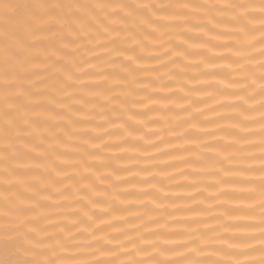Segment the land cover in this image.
<instances>
[{
	"label": "snow or ice",
	"instance_id": "obj_1",
	"mask_svg": "<svg viewBox=\"0 0 264 264\" xmlns=\"http://www.w3.org/2000/svg\"><path fill=\"white\" fill-rule=\"evenodd\" d=\"M190 7L199 9L208 6H192L188 3H113L107 0H92L89 3L80 0H0V134L3 137L0 161L3 162V172L16 181L14 183L13 180H5V187L0 192V198L3 200L0 205V264H264V0L212 6L218 7L221 13L232 11L229 22L235 25L233 39L238 47L235 51L229 48L231 55L228 57L214 55V45L207 42L194 43L192 38L186 35L195 31L207 37L212 29L221 23L216 17H209L206 21H197L190 25L192 15L183 11ZM169 21L181 22L184 27L177 29L174 25L165 23ZM257 24L260 47L254 50L260 57L258 62L243 51L244 47H252L253 41L247 37L251 31L257 30ZM212 39H219V36H213ZM173 40L178 43L173 44ZM145 42L158 45L160 50L147 48ZM81 48L87 52L100 49L107 56L104 63L113 71L108 72L99 65L88 63L87 60L78 62L75 56L66 52L71 49L72 52L80 53ZM194 49L205 51L197 53ZM194 55L199 59H191ZM161 56L164 57L163 60L160 59ZM92 58L95 59L96 56L93 55ZM224 59H227V65L225 68H218L215 61ZM147 60H155L162 69L167 68V65H172V68L160 73L156 69L147 68ZM80 63H84L89 70L95 68L96 72L85 71L79 66ZM200 65L203 66L202 69L199 68ZM233 65L234 70L242 73L245 80V83L240 85L243 94L233 93L236 103L229 105L238 116L243 117L233 127L247 133V124L251 121L245 113L259 109L261 151L258 157H249L259 161L258 167L250 166L242 170L258 175L242 181L250 187L240 194L255 202L260 209L258 223L245 226L250 229L249 234L243 237H226L220 233L208 236L207 232H214L213 229L207 228L199 234L190 229L186 232L164 233L161 243V236L158 235L153 240L150 237L154 233L147 229L140 232L138 226L130 222L129 227L135 233L134 236L113 228L104 220H99L96 210H99L101 215L112 213L113 219L125 222V217L116 216L113 201L119 204L128 203L127 200L121 199L117 192L101 203L99 198L105 197L106 193L98 190L89 179L94 177L101 185L105 184L108 177L116 182L124 181L119 173L126 169L113 167L109 158L103 155L114 145L101 139V136L121 143L126 142L129 137L144 141L149 148L155 150L151 153L143 151L141 155L145 160L154 161L156 157L170 155V152L186 151L190 153L191 163L199 164L203 153L197 149H207L209 146L207 143L198 144L194 137L197 134L214 136L212 131H207L201 126L202 123L211 121L196 120V116L202 115L204 110L194 107V102L187 99L192 94L191 90L185 92L182 86H177L174 90L163 83L162 78L166 77L169 83L173 81L175 76L172 69L186 72L189 67H196L199 76L209 75L206 71L208 69L218 70L222 73L218 83L225 85L227 80L226 88L218 90L226 99L225 92L227 88L233 87L234 83L226 69L232 68ZM37 68L46 75H37L34 72ZM138 72L148 73L161 83L155 87L149 83L138 84ZM89 75L96 78L90 85L81 79ZM45 80H51L53 91L62 93L65 99L86 88L95 89L84 94L98 98L99 104L80 99L63 103L46 91L41 92L36 88L37 84ZM197 83L207 84L208 81L197 80ZM149 87H152L153 93L166 92L169 96H174L176 91L184 93L181 98L184 104H177L176 107L186 113V118L173 119L176 126L186 127H182L179 132L169 128L168 135L177 141L183 139L184 145L192 147L174 145L155 132L152 133L156 137L155 140H145L143 134H137L134 126H146V120L141 118L143 113L136 111L137 109L152 111L150 105L162 104V108L168 110V104L172 103H162L147 96L137 98V90ZM69 89L72 91H67ZM214 94L205 93L209 97ZM257 96L260 98L258 103L249 105L248 102L255 100ZM33 97L45 100L55 108H46ZM144 100L148 103L145 104ZM84 103H90L93 108L98 107L101 120L108 125L92 127L91 131L99 133L98 135L88 136L87 132L76 127L77 121L62 114L71 112L72 115H78L73 110V105ZM215 103L216 107L223 106L218 101ZM188 108L192 111L189 112ZM206 108L208 111H214L210 106ZM106 113H111V118ZM217 117L219 118V114ZM162 119L166 122L168 120L167 117ZM68 126L71 127L72 133L81 131L86 137L80 141L83 147L73 149L76 158L72 160L54 151V147L60 144V135L72 138L71 133L66 130ZM52 128L55 131H51ZM195 130H198V133ZM33 138L34 143L31 142ZM158 144H164L165 149L169 151L157 147ZM45 145L47 147H44ZM120 151L124 149L121 148ZM32 153L47 160L44 165H35L37 169L42 166L45 168V172L49 174L46 180L38 175L21 178L24 173L20 168L9 167V161L29 157ZM49 156L52 157L51 160H48ZM172 159H178L179 163H189V159ZM57 161L61 165L71 167L74 176L57 167ZM160 163L169 166L163 160ZM101 168L104 172L99 171ZM141 171L145 169L129 175H140ZM220 171L221 169H216L213 174ZM152 176V173H148L149 179H142L140 182L147 184L149 189H156L155 184L149 183ZM29 180L31 182H28ZM215 183L224 184L227 181L220 178ZM111 186L109 182V187ZM224 195L226 193L223 191L217 193V196ZM139 196L144 199H138L137 203L146 209L149 219L154 222L150 215L153 209H148L147 205L152 204L154 208L161 205L157 204L154 195L150 198L149 191L142 190ZM73 197L77 207L63 213L60 201ZM191 198L189 196V199ZM81 201L84 202L83 206H80ZM50 208L56 209L58 215L62 214L67 223L57 226L50 219ZM233 211L235 210L226 209L222 215H232ZM214 245L220 247L214 248ZM69 248L75 249L76 255H86L89 258L66 256ZM175 248L183 249V252L173 251ZM170 254L182 259L173 260L169 258ZM209 256L220 258L207 259ZM233 256L241 258L233 259Z\"/></svg>",
	"mask_w": 264,
	"mask_h": 264
},
{
	"label": "bare ground",
	"instance_id": "obj_2",
	"mask_svg": "<svg viewBox=\"0 0 264 264\" xmlns=\"http://www.w3.org/2000/svg\"><path fill=\"white\" fill-rule=\"evenodd\" d=\"M19 2H24V0H19ZM83 3L92 2V0H80ZM107 2H122V3H152V4H176V3H188L192 6L197 5H207L205 8L190 7L189 9L183 10L186 13L192 15L190 20V25L197 23V21H206L209 17H216L221 23L215 29L209 33V35L203 36L198 32H190L186 35L192 38L194 43L207 42L210 45H214L212 52L214 55H219L223 57H228L231 55L229 48L235 51L236 46L235 40L233 39V30L235 25L229 22V18L232 15V11H224L218 7H212L213 5H223L227 3H243L247 0H107ZM258 15V14H256ZM172 24L175 28L179 29L184 27L181 22L169 21L165 22ZM210 27V26H209ZM259 25H256L255 31H251L248 34L247 39L253 41L252 47H244L243 51L246 55H250L255 61H259L260 57L257 54L259 44ZM173 35L174 33H169ZM219 36V39H212L213 36ZM163 39V38H162ZM178 43V41L173 40V44ZM146 47L152 49L153 51H159L158 45H151L145 42ZM255 49V50H254ZM195 52H203V49H194ZM70 55L75 56L77 61L87 60L88 63L99 65L100 68L106 69L108 72L113 71L108 68L107 64L104 63L107 60V56L100 49H92V52H87L83 48L80 49V53L72 52L71 49L66 50ZM95 55L96 58L93 59L92 56ZM161 60L164 57H160ZM193 60H198L199 57L194 55L191 57ZM215 63L218 68H225L228 61L216 60ZM81 68L85 71H90V73H95L96 69L89 70L84 63H80ZM149 69H156V71L163 73L167 69H171L172 65H167V68H160L155 60H147L146 65ZM200 69L203 68L202 65L199 66ZM235 65L230 69H226L230 73V79L234 82L233 87L227 88L225 95L227 98L222 97L218 90L226 88L227 80L225 85H220L218 83L219 79L222 78V73L218 70L208 69L206 70L209 75L199 76L198 69L196 67H189L186 72H180L178 69H172V74L175 79L170 83L167 81L166 77L162 78V82L167 84L169 87H173L174 90L177 86H182L185 92L191 90L192 94L187 97L194 102V107L203 109L202 115H197L196 120L198 122H203L204 120L211 121L210 123H202L201 126L207 130L212 131L214 136H205L197 134L194 139L198 144L207 143L208 148H198L197 151L203 153V157L199 164L191 163V156L189 152L177 151L170 152V155L156 157L154 161L145 160L141 155L143 151L154 152L155 150L149 148L144 141L133 140L128 138L126 142L121 143L115 139H109L108 137L101 136V139L106 140L110 145L108 151L103 155L109 158L111 165L113 167H119L121 169H126L121 171L119 174L124 178L123 182H116L112 180L111 177L107 178L105 184H98L94 177H89L92 183H94L98 190L104 191L106 193L105 197L99 198L100 202H105L108 198L112 196L114 192L120 194V198L127 200L126 204H119L113 201L116 208V216L125 217V222H121L119 219H113L112 213L108 215H101L99 210H96V215L99 220H104L106 223L110 224L113 228L121 229L123 232L129 235H135L129 227V222L138 226L140 232H144L145 229L154 233L150 238L155 240L156 236H161V243L163 242L164 233L169 232H186L190 229L196 230V234L200 232H205L207 228H211L214 232H207L208 236L214 235V233H220L226 237H243L249 234L250 229L245 226L248 224L258 223L260 209L256 206V203L245 199L241 193H243L248 187V184L242 183L243 180L250 176L258 175V173H249L242 171L248 167H258V160L250 159V156L258 157L261 151L260 146V122H259V109L249 111L245 113L250 119V123L247 124L248 132H241L240 128L233 127L238 124L240 120L243 119L242 116H238L235 111L229 105L236 103L235 94L242 95L240 91V85L245 83L244 75L242 73L236 72ZM37 75H46L41 69H34ZM137 83H149L153 87L161 83V81H156L152 75L145 72H138ZM35 79V76L33 77ZM81 79L86 84H92L95 81V76L89 75L81 77ZM197 80H206L207 84L197 83ZM258 83V82H257ZM52 81L45 80L43 83L36 85V88L41 92H47L51 94L55 99L60 100L63 103H71L72 100L80 99L83 101H90L91 103L99 104L98 98H93L91 96L85 95L84 93L95 91L92 88H86L82 92H75L69 99H65L62 93L54 92L51 88ZM129 87H134L129 85ZM71 92L72 90H67ZM250 91V89H246ZM213 92V96H206L205 93ZM137 98L139 97H149L151 99L160 100L162 103H172L168 104V110L162 108V104L150 105L152 111H145L142 109H137L136 111H141L143 115L142 119L146 120V126H134L136 128L137 134H143L145 140H155L156 137L152 134L164 136L170 143L174 145H184V140L179 141L173 139L168 135L169 128L171 130L179 132L182 127L186 125L176 126V121L174 117L180 119L186 118V113L181 112L176 105L184 104V93L176 91L174 96H169L166 92H156L153 93L152 87L145 90H137ZM33 99L42 104L46 108L54 109V105H48L47 101L40 100L38 97H33ZM259 96L255 97V100H250L249 105H255L259 101ZM219 102L222 107H216L215 102ZM145 104L148 103L147 100L143 101ZM2 106V105H0ZM206 106H210L214 111H208ZM187 108V105L185 104ZM73 110L78 113V115H72L71 112L62 113L66 118H70L73 121H77L76 127L87 132L88 136H95L99 133H93L91 128L96 125H101L107 127L108 125L104 123L100 118L99 109L91 107L90 103L75 104L73 105ZM191 112L192 109L188 108ZM219 114V118L217 117ZM106 115L111 118V113H106ZM162 117H167V122L162 119ZM51 121L49 124L51 125ZM63 124V122H60ZM66 130L71 133L72 138H66L63 135L58 137L60 144L54 147V151L63 155L64 158L72 160L76 158V154L73 149L81 148V139L86 138L83 132L77 131L72 133L71 127H66ZM51 131H55L54 128ZM116 131V130H112ZM198 133V130H195ZM250 133V134H249ZM242 137V139L240 138ZM31 142H35L34 138ZM3 137L0 134V147H2ZM20 146V145H18ZM185 147H192V145H184ZM44 147H47L45 145ZM157 147L165 149L164 144H158ZM123 148L124 151H120ZM172 157L189 159V163H179L178 159H172ZM52 157L49 156L48 160ZM163 160L167 165L161 164L160 161ZM47 160H43L37 157L36 153H32L29 157L18 158L16 160L9 161V167L20 168L24 176L21 178H27L32 175H38L43 177L45 180L48 177V173L45 172V168L42 166L39 169L35 167L36 164L44 165ZM153 164L155 166H153ZM57 167L62 168L63 171L67 172L70 176H74L73 169L71 167L61 165L58 161L56 162ZM27 166V167H25ZM141 169L140 175H129V173H136ZM216 169H221L218 174ZM100 172H104V169H99ZM227 172V175H225ZM148 173H152L153 176L149 180V183L156 185V189H149L147 184L141 183L142 179H149ZM183 173V174H180ZM224 178L227 183L216 184L215 182ZM5 180H13V177L7 175L3 172V162L0 161V192L3 191L5 187ZM16 183L15 180H13ZM28 182H31L30 180ZM109 182L112 186L109 187ZM68 183V181H64ZM195 185L190 187L189 185ZM214 185V186H212ZM142 190L150 192L151 195L156 197L157 204L161 205L159 208H154L152 204H148V209H153L150 213L154 222L149 219V214L146 209L141 207L137 203L138 199H144V197L139 196ZM71 189L69 192L71 193ZM219 191L226 193L224 196H217ZM197 193H199L197 195ZM189 196L192 198L189 199ZM216 197V198H213ZM59 199V197H56ZM258 200V196H257ZM51 203V201L49 202ZM3 204L2 198H0V205ZM62 212L67 213L69 209L77 207L74 203V197L68 200L60 201ZM84 202H80V206H83ZM180 210L177 211L176 209ZM187 209H192L191 211ZM226 209L235 210L232 215H222ZM137 214V215H133ZM49 216L52 221H54L57 226L66 224L67 221L63 219L62 214L58 215L57 210L54 208L49 209ZM248 217H251L249 219ZM227 229V232H225ZM106 231H111V229H105ZM73 231H75L73 229ZM115 234V233H113ZM99 235V234H98ZM251 243L252 241H243ZM171 247V246H170ZM214 248L220 247V245H214ZM151 251V249H148ZM175 252H183V249L175 248ZM66 256H75L77 259L89 258L86 255H76L75 249L69 248ZM123 259L124 257H120ZM143 258V257H140ZM169 258L173 260H180L182 257L169 255ZM191 259L192 257H186ZM217 256H209L207 259H219ZM239 256H233V259H239Z\"/></svg>",
	"mask_w": 264,
	"mask_h": 264
}]
</instances>
